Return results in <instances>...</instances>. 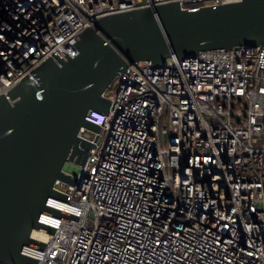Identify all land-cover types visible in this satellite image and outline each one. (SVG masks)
Instances as JSON below:
<instances>
[{"label":"built area","instance_id":"2783aa9c","mask_svg":"<svg viewBox=\"0 0 264 264\" xmlns=\"http://www.w3.org/2000/svg\"><path fill=\"white\" fill-rule=\"evenodd\" d=\"M171 1L0 0V94L37 80L30 71L49 56L60 64L56 50L75 57V35L96 19ZM169 58L129 64L105 91L69 201L48 200L79 219L41 214L56 229L32 231L46 242L24 247L37 264H264V48Z\"/></svg>","mask_w":264,"mask_h":264},{"label":"water","instance_id":"95a60500","mask_svg":"<svg viewBox=\"0 0 264 264\" xmlns=\"http://www.w3.org/2000/svg\"><path fill=\"white\" fill-rule=\"evenodd\" d=\"M74 36V35H73ZM79 53L51 56L0 94V264H37L23 252L44 249L33 229L54 234L43 212L78 215L48 205L69 201L107 116L105 91L129 64L185 59L203 50L264 48V0L183 9L171 1L102 16L75 35ZM129 73V72H127ZM126 77V76H124Z\"/></svg>","mask_w":264,"mask_h":264},{"label":"bare ground","instance_id":"6f19581e","mask_svg":"<svg viewBox=\"0 0 264 264\" xmlns=\"http://www.w3.org/2000/svg\"><path fill=\"white\" fill-rule=\"evenodd\" d=\"M43 219H45V217H43ZM33 235L36 237H40V238H44L45 237V233L41 230V229H34L33 230Z\"/></svg>","mask_w":264,"mask_h":264},{"label":"rangeland","instance_id":"374dc122","mask_svg":"<svg viewBox=\"0 0 264 264\" xmlns=\"http://www.w3.org/2000/svg\"><path fill=\"white\" fill-rule=\"evenodd\" d=\"M172 60H173V58L170 57V58L168 59V62H172ZM110 93H111V92L108 91V92H107V95H110ZM99 143H100V144H103V143H104V137H101V138H100Z\"/></svg>","mask_w":264,"mask_h":264}]
</instances>
